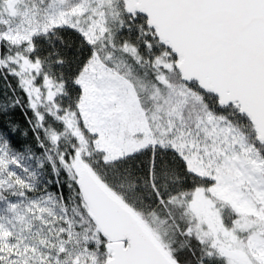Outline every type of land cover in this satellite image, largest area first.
<instances>
[{
  "label": "snow or ice",
  "instance_id": "obj_1",
  "mask_svg": "<svg viewBox=\"0 0 264 264\" xmlns=\"http://www.w3.org/2000/svg\"><path fill=\"white\" fill-rule=\"evenodd\" d=\"M0 264H264V0H0Z\"/></svg>",
  "mask_w": 264,
  "mask_h": 264
},
{
  "label": "trees",
  "instance_id": "obj_2",
  "mask_svg": "<svg viewBox=\"0 0 264 264\" xmlns=\"http://www.w3.org/2000/svg\"><path fill=\"white\" fill-rule=\"evenodd\" d=\"M19 119V117H17Z\"/></svg>",
  "mask_w": 264,
  "mask_h": 264
}]
</instances>
